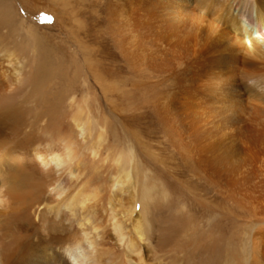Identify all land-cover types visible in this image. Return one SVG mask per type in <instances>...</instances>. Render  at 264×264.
Masks as SVG:
<instances>
[{"label":"bare ground","instance_id":"1","mask_svg":"<svg viewBox=\"0 0 264 264\" xmlns=\"http://www.w3.org/2000/svg\"><path fill=\"white\" fill-rule=\"evenodd\" d=\"M14 2L0 264H264V0H47L67 54Z\"/></svg>","mask_w":264,"mask_h":264},{"label":"rangeland","instance_id":"2","mask_svg":"<svg viewBox=\"0 0 264 264\" xmlns=\"http://www.w3.org/2000/svg\"><path fill=\"white\" fill-rule=\"evenodd\" d=\"M26 1L27 0H15V2H14V8L16 9L17 13H19L23 17L25 16L30 21H33V24L37 25L39 28H42L43 29V32L44 33H47L46 34V37H48L49 43L51 45H53L54 47L57 46L56 48H58L63 53L66 52V54H67L68 53V48H67V45H65V44H66V41H68V36L59 34V31H61L62 28H58L59 31L58 30L57 31L53 30V31H50V32H48L47 29L44 30V28H51L54 25V23H56L55 22V16H53V14L51 12H49V11L45 12L42 9V7L44 5H47V3H48L47 0H28L27 2ZM89 16H91V15H89ZM91 37L93 39H95V33H94V31L92 32ZM61 47H63V48H61ZM99 54H101V53H99ZM115 54H116V51L114 50L112 44H110L109 46L108 45L107 46H104L103 45V47H102V55L104 57L108 58L107 60H108V64H110V68H109L110 71H114L116 73H119V68H118V66H120L119 65V62L118 61L116 62L113 59L114 57H116ZM107 56H109V57H107ZM111 60H113L115 62L113 63V62H111ZM84 89L85 88L82 85L78 84L75 87V92H76V94L78 96H82ZM141 101H143V100H141ZM123 109L126 110V107L123 108ZM122 111L124 113L127 112V110L126 111L122 110ZM148 120L150 121L149 118H148ZM129 122L131 123V119H129ZM142 125H145V123L142 124ZM160 140H162V139H160ZM195 191H196V189H195ZM233 212H235V211L233 210ZM196 214H197V216L200 219H204L205 218V217H203L205 214L204 213H201V211H198V212L196 211Z\"/></svg>","mask_w":264,"mask_h":264}]
</instances>
